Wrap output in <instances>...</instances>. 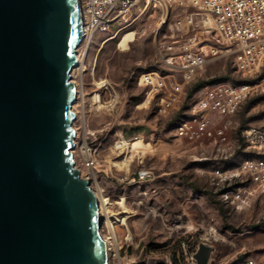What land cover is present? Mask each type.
Instances as JSON below:
<instances>
[{"label":"rangeland","instance_id":"rangeland-1","mask_svg":"<svg viewBox=\"0 0 264 264\" xmlns=\"http://www.w3.org/2000/svg\"><path fill=\"white\" fill-rule=\"evenodd\" d=\"M144 2L134 7L132 24L122 29L114 24L110 32L98 31L89 44L81 43L84 60L73 75L77 153L87 142L98 157L95 169L79 167L96 196L107 198L99 208L102 236L111 230L122 256L128 254L132 264H193L201 242L213 246L209 264H238L240 254L263 261L264 197L253 196L234 209L224 195L240 183H218L213 175L218 167L236 166L256 154L241 150L223 160L211 146H196L175 133L202 86L257 78L238 71L231 55L217 58L186 85L175 109L161 111L158 98L149 99L138 76L161 66L168 23L157 33L161 10L153 4L142 10ZM129 32L134 40L123 49L120 40ZM234 125L264 127V91L245 98ZM138 140L143 144L134 147ZM140 170L151 176L134 179Z\"/></svg>","mask_w":264,"mask_h":264},{"label":"water","instance_id":"water-1","mask_svg":"<svg viewBox=\"0 0 264 264\" xmlns=\"http://www.w3.org/2000/svg\"><path fill=\"white\" fill-rule=\"evenodd\" d=\"M79 0H0V264H108L76 166ZM199 244L193 264H209Z\"/></svg>","mask_w":264,"mask_h":264},{"label":"built area","instance_id":"built-area-1","mask_svg":"<svg viewBox=\"0 0 264 264\" xmlns=\"http://www.w3.org/2000/svg\"><path fill=\"white\" fill-rule=\"evenodd\" d=\"M140 1L79 0L82 42L89 44L98 31L110 32L114 24L118 29L132 24L137 16L134 7ZM143 1L142 10L150 4L161 10L157 33L163 23H168L161 66L138 76V84L146 88L149 99L158 98L161 111L175 109L183 100L186 85L217 58L231 55L238 71L257 78L252 83L220 81L202 86L188 112L178 121L175 133L196 146H211L223 160L241 150L254 152L255 156L242 159L236 166L216 168L213 175L218 183H240L237 190L231 188L224 195L234 209L250 203L253 196L264 197V127L236 129L234 125V116L245 98L255 91H264V0ZM78 148L75 141L76 166L95 169L96 149L83 142L80 157ZM150 176V171L140 170L134 179ZM108 264H132V259L128 254L122 256L118 246L109 249ZM242 264L259 261L249 257Z\"/></svg>","mask_w":264,"mask_h":264},{"label":"bare ground","instance_id":"bare-ground-1","mask_svg":"<svg viewBox=\"0 0 264 264\" xmlns=\"http://www.w3.org/2000/svg\"><path fill=\"white\" fill-rule=\"evenodd\" d=\"M132 40H134V37H133V32H129V33H127V34H125L123 37H122V39L120 40V43H119V46H121V47H123V49H127V48H129V43L132 41ZM83 60H84V52H83V50H82V47L80 48L79 47V51H78V65L73 69V71H72V74L73 75H75L76 73H75V71H76V69H79L80 68V65H82L83 64ZM73 80V79H72ZM74 82V81H73ZM75 84V83H74ZM75 87H76V84H75ZM77 89V88H76ZM76 92H77V90H76ZM76 94H78V93H76ZM74 105H75V103H74ZM74 105H73V107H74ZM74 109V108H73ZM75 111V110H74ZM76 129V128H75ZM141 143H142V140H138V141H136L134 144H133V146L134 147H136V146H140L141 145ZM143 144V143H142ZM121 145H119V147H120ZM96 198H97V202H99L98 204V207L100 208V205L101 206H103V204L106 202V200H107V198L106 197H97L96 196ZM99 213H100V210H99ZM103 236H105V237H103L104 238V240H105V242H106V246H107V251H109V249L111 248V249H113V248H117L118 247V241H117V239H116V237H115V234L110 230V233H109V235H103Z\"/></svg>","mask_w":264,"mask_h":264},{"label":"crops","instance_id":"crops-1","mask_svg":"<svg viewBox=\"0 0 264 264\" xmlns=\"http://www.w3.org/2000/svg\"><path fill=\"white\" fill-rule=\"evenodd\" d=\"M249 257H253V256H242V254H240V262L238 264H242L247 258ZM255 258V257H254ZM259 261V264H264V260L260 261L258 258H256ZM212 261V258H211ZM211 261H209V263H211Z\"/></svg>","mask_w":264,"mask_h":264},{"label":"trees","instance_id":"trees-1","mask_svg":"<svg viewBox=\"0 0 264 264\" xmlns=\"http://www.w3.org/2000/svg\"><path fill=\"white\" fill-rule=\"evenodd\" d=\"M198 86L197 87H199V86H201L202 84L200 83V84H197Z\"/></svg>","mask_w":264,"mask_h":264}]
</instances>
